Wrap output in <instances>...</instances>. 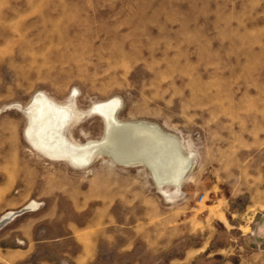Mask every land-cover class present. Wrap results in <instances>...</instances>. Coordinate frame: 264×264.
I'll return each instance as SVG.
<instances>
[{"label":"rangeland","instance_id":"obj_1","mask_svg":"<svg viewBox=\"0 0 264 264\" xmlns=\"http://www.w3.org/2000/svg\"><path fill=\"white\" fill-rule=\"evenodd\" d=\"M122 126L179 181L115 154ZM0 206L1 247L32 223L89 231L93 264H264V0H0Z\"/></svg>","mask_w":264,"mask_h":264},{"label":"crops","instance_id":"obj_2","mask_svg":"<svg viewBox=\"0 0 264 264\" xmlns=\"http://www.w3.org/2000/svg\"><path fill=\"white\" fill-rule=\"evenodd\" d=\"M4 207L0 206V212ZM36 215L35 210H25ZM10 223V222H9ZM8 224L3 227L6 229ZM19 231V234L13 238L14 247L0 246V264H28V261L36 254L38 246L41 243L59 244L64 237H69L76 245L73 253H62L57 259V264H93L98 255V246L96 239L87 230L69 228L68 234L63 237H54L51 239H37L34 236V230L31 224H22L19 229H9L8 232ZM144 231V230H143ZM6 237V236H5ZM34 264H55L50 259H39ZM148 264H186L182 259L173 261H164L156 259Z\"/></svg>","mask_w":264,"mask_h":264},{"label":"bare ground","instance_id":"obj_3","mask_svg":"<svg viewBox=\"0 0 264 264\" xmlns=\"http://www.w3.org/2000/svg\"><path fill=\"white\" fill-rule=\"evenodd\" d=\"M110 147L121 158L144 157L150 160L162 180L173 183L179 181L182 171L181 163L176 160V155L170 150L168 143L154 136L149 130L122 126L110 139ZM10 215L6 214L0 219V226Z\"/></svg>","mask_w":264,"mask_h":264},{"label":"water","instance_id":"obj_4","mask_svg":"<svg viewBox=\"0 0 264 264\" xmlns=\"http://www.w3.org/2000/svg\"><path fill=\"white\" fill-rule=\"evenodd\" d=\"M23 211H25V209H22L21 211H19V213H22Z\"/></svg>","mask_w":264,"mask_h":264}]
</instances>
